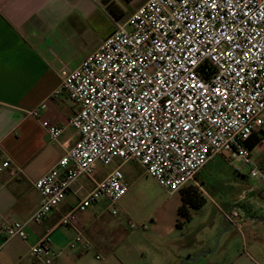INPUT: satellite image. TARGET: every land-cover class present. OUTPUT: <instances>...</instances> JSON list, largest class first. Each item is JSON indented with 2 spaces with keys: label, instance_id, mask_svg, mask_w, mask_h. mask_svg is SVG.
<instances>
[{
  "label": "built area",
  "instance_id": "2783aa9c",
  "mask_svg": "<svg viewBox=\"0 0 264 264\" xmlns=\"http://www.w3.org/2000/svg\"><path fill=\"white\" fill-rule=\"evenodd\" d=\"M114 27L77 67L58 73L52 97L65 93L76 106L69 126L80 139L34 182L41 202L31 216L1 220L5 239H28L27 224L59 210L74 184L90 180L92 190L60 222L75 233L71 249L94 250L75 212L100 200L116 205L129 190L121 171L129 161L170 195L196 183L218 155L242 159L264 185L248 144L264 127V0H147ZM45 106L26 114L39 119ZM41 125L57 143L63 128ZM115 160L121 165L94 180L98 165ZM8 167L6 160L0 171ZM240 215L235 209L227 219L236 225ZM50 245L43 237L28 253L55 264Z\"/></svg>",
  "mask_w": 264,
  "mask_h": 264
},
{
  "label": "crops",
  "instance_id": "0c3cea01",
  "mask_svg": "<svg viewBox=\"0 0 264 264\" xmlns=\"http://www.w3.org/2000/svg\"><path fill=\"white\" fill-rule=\"evenodd\" d=\"M123 1L126 2L0 0V43L8 53L6 60L0 63V166L6 160L11 162V167L0 171V222L3 218L26 221L31 216L41 202L34 182L48 173L80 139L76 130L69 126L76 106L65 93L52 97L59 84L58 73L63 68L77 67L113 33L114 22L119 21L123 13ZM42 104L46 106L40 111L39 119L26 114L27 110ZM42 120L63 128L57 143L50 142ZM259 134H254L252 139H258ZM251 155L254 158L252 148ZM108 174L95 176L94 180L101 181ZM145 176L150 183L159 186L143 169L137 178L132 177L130 181L124 178L129 190L118 203L126 201L132 189L144 188L140 179ZM196 180L184 186V191L191 185L197 187L205 198L199 209L212 205L220 212L224 223L219 226L212 219L204 224L202 235L186 239L188 232L185 231L190 230L193 218L190 216L185 221L180 215L183 189L170 195L158 204L161 213L157 214L156 210V214H149L142 221L150 220L151 226L158 231L156 239L167 243L168 250L152 264H182L187 258L192 260L186 264H264V221L248 220L240 215L236 225L231 222L228 229L221 232L227 224L228 210L235 204L243 206L253 216H264V188L246 186L223 206ZM88 182L84 186L78 181L68 193L84 191L75 202L64 199L59 210L52 211L40 223L27 224L28 239H5L0 234V264H41L28 252L29 247L43 237H48L51 243L55 264H117L113 257L120 264H131L129 249L114 244L115 239H127L120 230L121 222L114 224L104 217L109 212V204L100 207L97 201L86 211L75 212L84 235L101 259L96 258L94 250L69 247L75 233L61 224V214L73 209L92 190L94 183ZM179 220L180 226L177 225ZM219 232L218 246L210 252ZM209 255L212 257L202 263L203 257Z\"/></svg>",
  "mask_w": 264,
  "mask_h": 264
},
{
  "label": "rangeland",
  "instance_id": "374dc122",
  "mask_svg": "<svg viewBox=\"0 0 264 264\" xmlns=\"http://www.w3.org/2000/svg\"><path fill=\"white\" fill-rule=\"evenodd\" d=\"M146 1L147 0L123 1L121 4L123 15L120 18V23L126 22L134 11ZM252 150L254 165L257 167H264V127L261 129L258 142L256 146L252 147ZM116 165H121V162L115 160L108 166L98 165L95 176H105L107 173H110ZM250 169L251 166L247 165L240 158L218 155L206 163L203 169L197 174L196 181L204 190L212 195L219 204L226 206V203L233 198L240 189L246 186L253 185L258 189L264 188V185L260 181L254 179V177L250 175ZM121 171L125 176V180L128 181H130V178H137L143 173L142 167L133 161L122 164ZM147 178L148 177L145 176L140 179V183L143 184L144 188L139 189V191H133L132 189L126 196V201L123 200L121 203L111 205L109 207V212L104 214V217L110 222H114V224L121 222L120 230L124 231L127 239L124 241L115 239L114 244L129 249L131 264H152L153 261H158L159 258L162 257V254L168 250L165 241L156 239L155 235L158 234V231H155L156 229L151 226L150 220L145 222L142 221L147 215L156 214V210L157 214L161 213L158 204L168 199L170 194L161 187L150 183ZM88 181L89 180L80 179L79 182L86 186L89 184ZM82 194H84V191L81 190L78 194H67L65 201L75 202ZM174 198H177V196H174ZM98 204L100 207H106L108 203L105 200H100ZM113 209L116 210V214L112 213ZM190 213L193 220L189 225L190 230L185 231L186 233L188 232V238L186 239H192L196 234L202 235L203 232L201 233V231L205 227L204 224L209 223L212 219L218 222L219 226L224 223V218L212 205H206L203 209L190 208ZM225 227L226 225L221 232L224 231ZM221 232L218 233L214 245L209 251L216 249L217 238ZM211 257L212 255L204 256L201 262L204 263L207 258ZM113 259L117 264H120L115 260L117 258L113 257Z\"/></svg>",
  "mask_w": 264,
  "mask_h": 264
},
{
  "label": "trees",
  "instance_id": "16d2710c",
  "mask_svg": "<svg viewBox=\"0 0 264 264\" xmlns=\"http://www.w3.org/2000/svg\"><path fill=\"white\" fill-rule=\"evenodd\" d=\"M129 1V0H126ZM123 13H121V16ZM255 134V133H254ZM249 139V148H252L253 146H256L258 139H252L253 135ZM184 188V187H183ZM182 188V189H183ZM204 196L202 195L201 191L195 187V186H190L187 191H184L183 189V197H182V205L179 208L180 215L184 218L185 221L190 219V208L197 209L199 207H202L204 203ZM180 220L177 222V225L180 226Z\"/></svg>",
  "mask_w": 264,
  "mask_h": 264
},
{
  "label": "water",
  "instance_id": "95a60500",
  "mask_svg": "<svg viewBox=\"0 0 264 264\" xmlns=\"http://www.w3.org/2000/svg\"><path fill=\"white\" fill-rule=\"evenodd\" d=\"M238 210V211H240L241 213H242V216L243 217H245V218H247L248 220H253V221H264V216H253V215H251L243 206H241V205H233L229 210H228V217H230L231 215H232V212H233V210ZM230 220L229 219H227V224H226V227H225V229H224V231L223 232H225L227 229H228V227L230 226ZM220 236H221V234L219 235V237L217 238V242H216V246H215V248L217 247V245H218V241H219V238H220ZM213 251V250H212ZM211 252V251H210ZM210 252H208V253H210ZM199 257V255H197L196 257H195V259H197ZM188 260H192V259H190V258H187V259H185L184 261H183V263L182 264H186V261H188Z\"/></svg>",
  "mask_w": 264,
  "mask_h": 264
},
{
  "label": "snow or ice",
  "instance_id": "6c2138e0",
  "mask_svg": "<svg viewBox=\"0 0 264 264\" xmlns=\"http://www.w3.org/2000/svg\"><path fill=\"white\" fill-rule=\"evenodd\" d=\"M8 56V53H6L3 44L0 43V63H3Z\"/></svg>",
  "mask_w": 264,
  "mask_h": 264
}]
</instances>
